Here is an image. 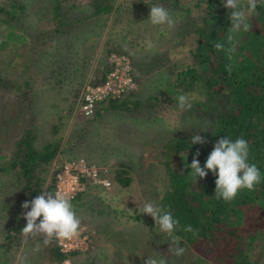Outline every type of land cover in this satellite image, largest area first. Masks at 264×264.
I'll return each instance as SVG.
<instances>
[{
  "label": "trees",
  "instance_id": "1",
  "mask_svg": "<svg viewBox=\"0 0 264 264\" xmlns=\"http://www.w3.org/2000/svg\"><path fill=\"white\" fill-rule=\"evenodd\" d=\"M62 1L48 0L47 9L40 10L41 16L46 14L44 19L49 20L48 25L38 24L32 29L23 23L28 14L23 0H0V264H9L8 252L23 235L21 229L26 226V220L22 214L30 209H22L21 204L41 194L44 185V191L54 189L52 183L45 184V181L47 169L61 143V137H56L60 130V124L55 123L56 118L50 124V137L38 142V132L34 124L28 123L24 117L23 108L11 109L9 96L2 89L13 91V102L19 98L26 100L28 91L35 86L34 73L38 71L26 75L29 68L24 65L22 71L15 74L19 77L14 79L10 74V65L19 58L30 60L29 66L36 65L47 42L51 45L60 39L58 46L69 49L74 38L84 43L80 36L84 21L102 14L109 16L113 13L114 18L121 15L120 7H115L110 0H89L88 11L77 18L74 25V19H69ZM158 2L170 12L174 8L181 9L184 21L192 24L193 15H189L192 8L181 0H136L125 11L131 13L134 9L140 19L150 11L151 6L159 5ZM223 2H194L195 7L204 9L195 27L197 38L188 49L187 61L177 68L174 79L167 87L177 96L199 89L205 97L203 102L200 100L201 111H206L204 116L207 117L203 126L168 139L165 146L172 149L179 161L176 166L167 152L162 161L164 169L154 185L158 188L155 204L171 211L179 221L180 229L173 235L180 237V242L175 244L168 234L153 227L151 217L152 229L149 230L167 242V246L171 245L170 248L189 250L191 257L186 258L185 264H264V0H258L256 11L249 17L250 31H241L236 35V50L231 58L214 47L215 42L226 44L231 26L228 19L231 10H227ZM196 17L193 24L199 19L198 15ZM42 18H38V22ZM180 29L185 30L184 27ZM63 54L61 52L53 59L63 61ZM65 63L59 64L64 66L63 71L68 69V63ZM226 64L232 65L230 74L225 70ZM57 71L62 72L60 67ZM134 95L130 92L123 98L108 99L95 114L106 109L133 111L142 107L143 100ZM30 104L29 100L26 101L27 108H31ZM193 134L201 135L206 142L191 145ZM222 137L247 140L249 162L256 164L262 176L255 190H242L231 202L215 197L216 177L212 172H208L203 179L197 177L196 181L191 176V169L187 168L197 150L203 167L214 144ZM165 150L169 151L164 149V154ZM128 167L129 164L121 162L111 170L110 179L114 185H130L132 177ZM88 193V189H84L72 197L75 210L86 202L85 194ZM109 205L107 211H110ZM188 225L198 230L197 235L182 230ZM110 233V236L117 237L120 232ZM50 252L57 262H62L66 256L57 243L50 248ZM166 261L168 264H180L181 259L178 256L176 261Z\"/></svg>",
  "mask_w": 264,
  "mask_h": 264
},
{
  "label": "rangeland",
  "instance_id": "2",
  "mask_svg": "<svg viewBox=\"0 0 264 264\" xmlns=\"http://www.w3.org/2000/svg\"><path fill=\"white\" fill-rule=\"evenodd\" d=\"M23 1L28 13L23 23L32 29L38 24L48 25L49 20L44 19L46 14L41 16L40 12L48 6V0ZM110 1L115 7H120L121 15L114 18L113 13L109 16L102 14V17L84 21L80 35L84 43L74 38L67 49L59 47L60 39H57L51 45L50 42L45 44L36 65L29 66L30 60L24 61V58L10 65V74L14 79L19 77L15 74L20 73L24 65L29 68L26 75L38 71L34 73L35 86L28 91L26 100L19 98L13 102V91L2 89L9 96L11 109L14 111L22 107L28 123L34 124L38 142L50 137L52 122L60 124L56 136L61 137L60 148L47 169L45 184L52 183L55 187L59 167L73 160L82 159L89 166H94L97 176L93 179L82 175L83 188L78 191L88 189L90 192L85 194L86 202L76 209L81 228H85L80 229L78 237L86 249L76 248L67 253L62 262H57L50 252L53 245L57 243L59 246L55 238L45 243L43 236L25 239L22 235L8 252L9 264H144L147 257L178 260V256L168 250L171 245L167 246V242L149 230L152 229L150 216L139 213L138 209L146 201L155 203L158 188L154 185L164 169L162 161L167 152L177 166L179 158L165 146L168 139L188 129L201 127L207 120L204 116L206 111H201L203 108L200 105V100L203 102L205 97L199 89L186 93L190 109L179 108L178 96L167 90L177 68L187 61L189 47L195 44V27L204 9L194 6L196 0H181L192 8L189 14L193 15L192 24L184 21L181 9L174 8L171 13L177 22L174 27L168 28L166 25L153 26L147 20L149 12L140 19L134 9L127 13L126 7L136 0ZM62 2L69 19H74V25L77 18L88 11L89 0ZM196 15L199 19L193 24ZM40 17L43 18L38 22ZM148 41L154 45L151 49L147 47ZM59 44L63 45V42ZM61 52L64 53L63 61H55L53 58L59 57ZM111 53L128 56L135 83L134 88L126 89L115 98H123L133 92L134 97H140L144 105L133 111L106 109L95 114L104 101L115 99L106 95L97 99L93 110L86 113L83 108L85 86L105 81L112 69L108 59ZM65 62L68 69L63 71L64 66L59 64L65 65ZM58 67L62 72L57 71ZM28 100L32 103L31 108L26 106ZM164 149L169 151L165 150L164 154ZM121 162L129 164L132 177L130 185L124 187L114 185L110 179L111 170ZM105 178L109 179L108 187L102 181ZM45 188L44 185L43 192ZM108 203L110 211H107ZM153 223L155 227L154 220ZM106 230L109 232L105 233ZM118 231L119 236L118 233L117 237L110 236V232ZM89 232H93V237ZM37 244L39 250L35 251ZM187 257H191L189 250L179 256L180 264H185Z\"/></svg>",
  "mask_w": 264,
  "mask_h": 264
},
{
  "label": "clouds",
  "instance_id": "3",
  "mask_svg": "<svg viewBox=\"0 0 264 264\" xmlns=\"http://www.w3.org/2000/svg\"><path fill=\"white\" fill-rule=\"evenodd\" d=\"M257 3L258 0H224L223 6L227 10H231L228 13L231 26L228 28L226 36L227 46L223 42L214 43L217 51H223L231 58L236 50V35L241 31H250L251 25L248 21L250 15L256 11ZM147 20L153 26L166 25L168 28L174 27L177 22L173 14L163 5L151 6ZM147 47L151 49L154 45L148 41ZM225 70L230 74L232 65L226 64ZM177 101L179 108H191L188 95L180 94ZM205 142V139L199 134H193L190 137L191 145L204 144ZM249 151V143L244 138L232 140L228 137H222L214 144L203 167L198 160L200 152L197 150L191 164H187V168L191 169V176L196 181L197 177L203 179L208 172H212L216 177L215 197L223 199L225 202H231L240 191L255 190V187L262 180L261 172L256 164L249 162ZM21 208L30 209L22 214L26 220V226L21 229L25 239L43 236L45 243H48L54 238L56 240H72L80 234L81 219L72 204L71 196L62 191L55 193L44 191L36 195L31 201H24ZM138 211L150 216L159 231L168 234L175 244H179L180 237L173 235V233L180 229V225L171 211L162 209L152 201H146ZM182 230L192 232L194 236L198 233V230H194L190 225L184 226ZM34 250H39V244ZM168 250L176 256L182 255L185 251L181 247L169 248ZM144 264H167V262L162 257L159 259L147 257Z\"/></svg>",
  "mask_w": 264,
  "mask_h": 264
},
{
  "label": "built area",
  "instance_id": "4",
  "mask_svg": "<svg viewBox=\"0 0 264 264\" xmlns=\"http://www.w3.org/2000/svg\"><path fill=\"white\" fill-rule=\"evenodd\" d=\"M108 59L112 69L105 81L101 84H89L85 86L83 108L86 113L93 110V104L97 99L106 95L113 98L119 97L126 89L135 87L131 74V62L128 56L125 54L111 53ZM82 175H85L86 178L91 177L95 179L97 176V169L94 166H89L82 159L64 162L57 170L53 193L62 191L72 198L83 188V182L81 180ZM102 181L106 187L109 186V179L105 178ZM80 229L83 230L85 228ZM89 235L93 237V232H89ZM89 235L88 240L91 241ZM57 241L60 246V251L66 254L76 248L86 249L82 246V240H80L79 237L72 240ZM90 246L93 247V244H90Z\"/></svg>",
  "mask_w": 264,
  "mask_h": 264
}]
</instances>
